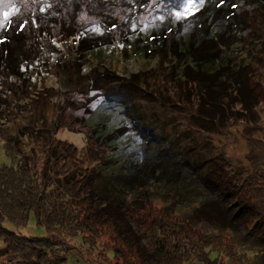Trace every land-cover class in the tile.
<instances>
[{
    "label": "trees",
    "instance_id": "1",
    "mask_svg": "<svg viewBox=\"0 0 264 264\" xmlns=\"http://www.w3.org/2000/svg\"><path fill=\"white\" fill-rule=\"evenodd\" d=\"M224 2L226 0L206 1L185 20L165 13L135 29L130 26L135 14L129 13L124 22L129 26L128 31L121 27L118 39H114L115 34L109 35L105 27L103 34L79 33L72 45L83 54L104 50L117 40L124 50L132 49L140 54L151 51L154 56H165L150 72L143 75L134 72L126 79L113 70L101 74L97 71L96 75L92 67L86 72V82L95 85L97 76L101 75L106 80L103 83H108L106 101L123 107L121 112L127 113L131 124L138 122L157 128L159 125V117L146 116L135 106L136 100H155L162 105L182 101L196 110L206 103L214 113L218 105L250 102L254 111L253 95L239 97L229 93L247 84L249 73L241 74L242 67L233 61L230 53L235 41L222 36L221 29L230 23L243 22L245 17L236 0H230L229 4ZM263 9L264 0H258L252 11L258 15ZM253 18L250 22L257 16ZM6 21L0 26V75L23 78L24 71L36 62H43L47 68L53 53L58 56L67 53L57 48L43 29L36 34L33 27L25 28L22 21ZM60 34L64 38V33ZM8 82L6 78L0 81L2 103L10 100L6 97L10 88ZM155 83L157 89L153 88ZM149 118L152 121L145 120ZM94 127L92 132L97 136L105 129ZM161 130L159 134H163ZM22 134L4 138L8 161L0 165V242L3 245L0 264H60L67 250L82 251L70 243L73 238H78L81 245L92 251L96 237L102 232L109 236L110 244L105 250H99L101 259L89 261L86 257L89 264H183L192 259L203 264H254L251 256L227 234L207 230L205 222L231 230L233 222L239 221L264 239V166L239 170L221 153L200 155L191 161L189 153L194 146H188L182 154L170 153L171 145L176 142L163 139L166 145L159 140L158 144L148 142L157 150L153 157L145 153L141 163H134L133 171L114 174L111 181L118 178L119 183L110 186L112 182L102 180L72 142L55 139L45 132L44 144L39 149L31 146L21 150ZM149 163L153 164L151 172L147 170ZM171 164L178 165L173 167L177 173H182L183 166H192L197 181L212 186L211 192L219 199L221 209L210 213L213 207L208 203L212 201L206 194L194 193L196 196L188 199L192 204L189 212L196 215L200 210L204 215L188 219L157 208L151 201L132 197L131 193L146 186L145 178L149 173L162 176L171 169ZM197 168L202 169V176ZM171 173L178 181L173 184L178 186L177 176L173 170ZM154 181L169 188L166 178L155 177ZM175 190L179 192L176 194L182 192V189ZM30 213L34 214L37 224L45 227V235H25L4 225L5 220L24 225ZM211 252L214 257L210 256Z\"/></svg>",
    "mask_w": 264,
    "mask_h": 264
},
{
    "label": "rangeland",
    "instance_id": "2",
    "mask_svg": "<svg viewBox=\"0 0 264 264\" xmlns=\"http://www.w3.org/2000/svg\"><path fill=\"white\" fill-rule=\"evenodd\" d=\"M206 1L209 0H0V26L9 19L11 22H24L25 28L33 27L36 34L43 29L44 35L51 38L57 48L67 52L60 56L53 53L47 68L43 62L35 61V65L27 70L29 73L24 71L23 78L0 75V81L6 78L10 86L6 92L9 102L0 101V165L8 161L4 149L5 137L23 132L20 149L31 146L39 149L44 144L42 138L45 137L42 135L46 132L47 136L50 134L55 139L72 142L79 155L87 160V165L92 166L107 182L118 172L133 171L134 163H141L145 153L153 157L157 150L148 142L158 144L159 140L166 145V139L176 142L171 145L170 153L182 154L188 146H194L189 153L191 161L200 155L206 157L221 153L232 167L239 170L248 171L264 166V9L258 15L252 11L258 0H236L245 19L240 23H230L227 27L221 26L222 36L235 41L230 50L233 61L242 67V75L249 73L247 84L244 82L239 90L235 87V93H229L239 97L253 95L256 101L254 111L250 102L231 103L225 107L218 105L214 113L206 103L196 110L190 108V103L186 105L182 101L175 105H162L155 100H136L135 106L141 108L146 116L159 117V125L157 128L138 122L131 124L127 113L121 112L123 107L106 101L108 83H103L105 79L99 75L95 85H92L86 82V72L92 67L96 75L113 70L126 79L134 72L142 75L150 72V69L161 64L165 56H154L151 51L140 54L132 49L124 50L117 40L104 50L85 54L72 45L79 33L91 31L103 34L104 27L105 31L109 30V35L115 34L114 39H118L117 33L121 27L128 31L129 26H125L124 22L129 13L135 14L130 23L131 29H135L157 20L165 13L177 19H189L191 12ZM229 3L230 0L224 2ZM252 16H257V19L250 22ZM60 33H64V38ZM153 88H158L156 83ZM150 118L145 120L152 121ZM97 125L105 127L100 136L92 132ZM158 130L163 134H159ZM175 166L178 165L171 164V169L162 176L161 173H149L145 178L148 180L146 186L131 193L132 197L144 202L151 201L157 208L173 211L175 215L188 219L204 215L200 210L196 215L189 212L192 204L188 199L196 195L206 194L212 201L208 203L213 207L210 213L221 209L219 199L211 192L212 186L205 183L204 186L197 181L192 166H183L182 173H177L173 168ZM152 167L153 164L149 163L147 170L151 172ZM171 170L179 180L178 186ZM197 172L202 176V169L197 168ZM155 177L161 180L166 178L169 188L163 183H156ZM111 182L110 186L113 183L118 185L119 180L116 178ZM175 189H182L181 194H176L179 192ZM168 190L171 192L168 193ZM194 193L197 194L193 196ZM205 224L209 231L227 234L251 256L254 264H264V239L242 222H233L232 231L213 223ZM4 225L25 235L46 234L45 227L37 224L33 213H30L24 225L9 220H5ZM70 243L82 251L77 248L67 250L60 264H89L85 260L87 258L89 261L99 260V250H105L110 240L106 232L100 233L92 251L81 245L78 238H73ZM2 250L0 242V258L3 256ZM210 256L214 257V253L211 252ZM183 264L203 262L192 259Z\"/></svg>",
    "mask_w": 264,
    "mask_h": 264
},
{
    "label": "snow or ice",
    "instance_id": "3",
    "mask_svg": "<svg viewBox=\"0 0 264 264\" xmlns=\"http://www.w3.org/2000/svg\"><path fill=\"white\" fill-rule=\"evenodd\" d=\"M222 2H223V0H222Z\"/></svg>",
    "mask_w": 264,
    "mask_h": 264
}]
</instances>
